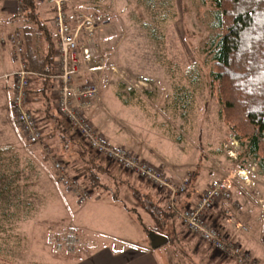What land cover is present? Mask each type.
<instances>
[{
  "label": "rangeland",
  "instance_id": "rangeland-1",
  "mask_svg": "<svg viewBox=\"0 0 264 264\" xmlns=\"http://www.w3.org/2000/svg\"><path fill=\"white\" fill-rule=\"evenodd\" d=\"M85 3V14L75 19L77 28L85 21L79 35L80 45L93 46L102 58L83 66L75 83L90 82L99 87V99L87 111L95 128L111 145L106 129L113 128L125 138L129 134L141 144L145 156L138 158L158 167L173 182L190 175L188 192L192 189V197L213 179L232 175L233 200L227 202L230 217L246 221L256 229L258 219L264 222V175L257 171L255 159L244 154L242 144L220 115L218 94L211 86L212 61L204 50L215 31L210 4L201 0H85ZM57 63L58 57L55 71ZM13 93L11 82L2 76L0 175L10 176L13 189L9 199L0 201V264H87L92 255L85 248L88 240L114 257L133 250L141 254L144 247L151 246L150 232L155 230L170 237L159 247L168 256L166 264H222L219 261L232 260L221 257L200 236L189 232L180 219L170 221L168 227L155 221L135 192L152 197L150 187H157L135 173L96 156V163L103 162L105 169L101 172L96 169L99 181L93 186L71 168L72 145L63 148L64 141L57 130L56 148L45 139L38 145L28 144L12 121ZM49 96L46 92L45 98ZM31 109L38 113L34 105ZM38 116L44 131L43 114ZM68 130L66 134L72 142L77 138L76 132ZM150 152L155 161L149 160ZM55 160L64 162L69 179L92 191L86 202H80L71 190L63 193L57 190L52 178ZM240 170H246V178ZM259 184L256 192L255 185ZM70 225L79 230L74 250L63 244L58 248L57 234L67 231ZM231 237L262 264L245 240L236 234ZM212 258L217 260L211 261ZM160 261L158 264H163Z\"/></svg>",
  "mask_w": 264,
  "mask_h": 264
},
{
  "label": "built area",
  "instance_id": "built-area-1",
  "mask_svg": "<svg viewBox=\"0 0 264 264\" xmlns=\"http://www.w3.org/2000/svg\"><path fill=\"white\" fill-rule=\"evenodd\" d=\"M65 1L55 0L53 25L57 30L58 69L54 74L48 76L57 85V109L61 117L87 143L90 150L119 165L124 170L135 173L166 193L167 208L169 210L175 209L189 232L200 236L217 254L219 252L221 257L231 258L237 264H259L256 259H252L250 253L242 244L231 236L224 234L220 227L208 220L207 215L210 210L215 209L222 202L233 200L235 183L232 175L213 179L195 202H188L180 207V196L188 192L192 183L190 175L178 182H173L158 167L143 162L127 148L111 145L105 140L103 133L95 128L87 115V111L99 99V87L90 82L77 85L75 77L83 71V66L92 61L98 62L102 57L97 54L93 46L82 47L80 45L79 35L85 21L82 20L77 29L73 27L64 4ZM18 3L19 10L23 13L24 0H18ZM80 15L83 17V14L78 16ZM1 42H9L13 45L15 59L18 62L16 70L4 75V78L11 82L14 92L13 100H11V109L14 113L12 121L16 129L21 132V137H25L28 144L38 145L43 140L44 132L38 114L30 109L29 105L30 93L28 88L32 82V75L35 74L28 70V64L23 58L25 49L24 34L21 31L12 32L7 37L1 38ZM231 155L233 154L231 153ZM53 169L55 175L52 178L60 193L65 192L64 190H71L70 192L80 202L88 200L92 191L80 188L74 179H69L63 161L55 160ZM239 173L246 178V170H240ZM234 205L238 204L234 202ZM51 232L52 230L48 233ZM78 232L76 226L70 225L67 231H61L57 234L58 248L63 244L67 246L68 250H74L79 237Z\"/></svg>",
  "mask_w": 264,
  "mask_h": 264
},
{
  "label": "trees",
  "instance_id": "trees-1",
  "mask_svg": "<svg viewBox=\"0 0 264 264\" xmlns=\"http://www.w3.org/2000/svg\"><path fill=\"white\" fill-rule=\"evenodd\" d=\"M201 1L211 6L215 31L208 39L204 50L212 61L211 86L218 94L221 104L220 115L230 125L234 136L242 144L244 154L255 159L257 171L264 175V0ZM35 5L36 0H24L23 13L33 18ZM69 16L71 17L70 14ZM44 31L48 34L46 27ZM45 39L51 49L46 59V66H33L25 56V49L23 52L28 70L35 75L40 74L34 80L32 79L34 85L31 82L33 86L28 88L32 104L35 97H45L46 92L50 90L47 77L55 73L53 64L57 60L58 45L55 49L50 36ZM39 82L43 84L42 88L36 87V83ZM175 99L178 101V98ZM46 111L43 140H49L48 142L56 148L58 144L54 139L57 130L59 138L64 141L63 148H68L69 143L72 145L69 146L73 150V154L70 155L73 162L71 168L78 177L82 176L90 185H96L99 181L96 169L100 172L105 169L103 162L96 163V156L99 157V155L90 150L76 133L74 134L77 138H73L70 142L66 132L69 133L68 129L72 128H68L69 125L59 114L52 113L49 108ZM9 180V175H0V201L9 199L12 194L13 188ZM186 194H184L186 199H182L183 205L191 201L192 189ZM135 196L143 204L144 210L160 224H164L163 220L166 222L165 219L169 217L178 216L175 209L169 211L164 209L149 195L135 192ZM183 205L180 199V206L183 207ZM138 219L144 225L140 217ZM145 229L147 232L150 231L147 226ZM158 233L170 239L167 233L163 231Z\"/></svg>",
  "mask_w": 264,
  "mask_h": 264
},
{
  "label": "crops",
  "instance_id": "crops-1",
  "mask_svg": "<svg viewBox=\"0 0 264 264\" xmlns=\"http://www.w3.org/2000/svg\"><path fill=\"white\" fill-rule=\"evenodd\" d=\"M65 6L67 11L71 15L70 18L72 20L73 27L77 28L78 24L75 19L79 14H85L83 12L86 8L85 0H67ZM54 7L55 4L53 0H36L34 10L35 16L32 18L27 17L25 13L22 14L20 12L18 0H0V80L2 79V76L18 68V62L15 59V49L13 45L9 42H1V38L7 37L9 34L15 31H21L24 33L26 45L25 56L32 62V65L39 67L44 65L46 66V59L48 54H50L51 49L45 38L47 36H50V41L52 42V46L55 47V49H57L58 45L56 29L53 25V19L55 15ZM45 27L46 29H48V34L44 31ZM53 66L56 67L55 62ZM48 83L50 84V90H48V95H50V98L46 99L45 97H35L34 103H31L30 106L31 108L34 105L36 109H38V113L43 114V117H45V114H47V108H49L52 113L59 114L57 109L58 97L56 84L51 78L49 79ZM37 86L39 88H42L43 84L38 83ZM52 91L53 96L51 94ZM44 98L45 102H48L46 106L43 103ZM101 119H103L102 116ZM106 130L107 133L105 132V134L113 145L127 146L133 150L132 152L129 149L132 153L137 154V157L145 156L144 153L142 154L140 142L136 141L131 136L129 137V134H127V137L125 138L123 135L121 136L120 132H114L113 128H108ZM150 154L151 158H149V160L155 161L153 153L150 152ZM259 186L260 184L255 185V187H257L256 192H259ZM150 189L153 192V195L150 194L152 196L151 198L157 204L166 209L167 200L165 193L157 188L150 187ZM202 191H199L198 194L192 197L191 201L189 202H195ZM185 197V195H182L180 197L182 205L184 204L183 200L186 199ZM227 204V202H222L215 209L210 210L207 215L208 220L210 222L219 224L224 234L228 236L236 234L238 235V237H241L243 240H245L246 244L250 247L249 249H253L256 255L260 257L262 264H264V222L262 221V219H258V226L256 227V229H254V227H250V225L246 221L244 222L240 221L237 218H231L230 208H227ZM176 219H180L179 216L175 215L173 217H169L165 219L166 222L163 220L165 227H168L169 224ZM180 234L181 230L176 233L178 237ZM184 238L182 236V239ZM204 247L208 251H210V253L213 252L208 244H204ZM85 248L86 250H91L90 253L92 254L89 255L88 258L90 259H88L89 262L87 264H158V260H161L160 262H163V264H166L168 262V256L160 252L159 247L154 248L152 247V245L149 247H144L141 254L133 250L126 251L124 254L116 257L111 256L109 252L102 249L97 244H94L93 242H91V240L85 242ZM214 255L215 254H213V257ZM213 260L217 259L212 258L211 261ZM219 262L222 264H237L234 260H222Z\"/></svg>",
  "mask_w": 264,
  "mask_h": 264
},
{
  "label": "water",
  "instance_id": "water-1",
  "mask_svg": "<svg viewBox=\"0 0 264 264\" xmlns=\"http://www.w3.org/2000/svg\"><path fill=\"white\" fill-rule=\"evenodd\" d=\"M150 238L151 245L154 248L161 247L162 245L166 244L169 240L167 236L156 233L155 231L150 232Z\"/></svg>",
  "mask_w": 264,
  "mask_h": 264
}]
</instances>
